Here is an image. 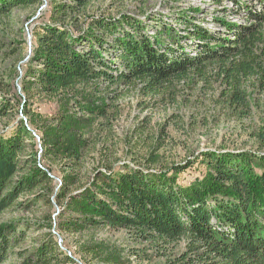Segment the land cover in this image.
<instances>
[{
	"label": "trees",
	"instance_id": "16d2710c",
	"mask_svg": "<svg viewBox=\"0 0 264 264\" xmlns=\"http://www.w3.org/2000/svg\"><path fill=\"white\" fill-rule=\"evenodd\" d=\"M40 1L0 0V17ZM95 1L56 3L55 25L37 33L21 89L26 103L34 93L57 104V110L52 117L26 111L29 126L21 122L10 135L0 134V215L23 206V196L49 186L50 198L61 207L62 233L124 229L165 252L183 245L180 253H163L165 264H264V121L251 134L256 152H206L200 160L164 170L132 168L117 164L116 157L108 159L106 146L99 149L98 139L112 119L110 105L97 97L100 83L140 85L146 97H174L177 85L192 82L217 94L214 102L240 123L250 119L264 100V0H254L259 9L249 6L252 0H232L246 13V25L220 21L223 36L196 25L190 13L179 16L177 24L194 38L198 53L193 57L179 52L184 46L173 28L162 26L151 41L142 21L133 17L98 19L84 33L56 25L68 19L76 25L73 18ZM95 30L124 35L107 47ZM82 42L88 48L77 50ZM110 48L120 51L118 62L103 56ZM7 114V103L0 101V117ZM30 127L39 132L43 158L60 173L59 188L51 166L32 163L36 155L32 161L24 159L27 141H35ZM92 153L101 158L92 157L96 163L88 169ZM160 158L151 154L147 162L154 166ZM196 163L205 168L202 174L181 182L180 176ZM54 224L49 218L48 227ZM20 232L15 223L0 225V264L14 252ZM53 237L50 232L30 255L20 253L23 264H76ZM85 250L97 253V247Z\"/></svg>",
	"mask_w": 264,
	"mask_h": 264
},
{
	"label": "rangeland",
	"instance_id": "374dc122",
	"mask_svg": "<svg viewBox=\"0 0 264 264\" xmlns=\"http://www.w3.org/2000/svg\"><path fill=\"white\" fill-rule=\"evenodd\" d=\"M62 2L70 3V0H41L34 6L16 9L11 14L0 17V101L8 105V114L0 117V134L10 135L21 122L29 126L26 111L52 117L57 110V104L34 93H31L30 102L26 103L21 84L33 47L37 43V33L45 25H55L52 21V7ZM252 5L259 8V3L254 0L249 6ZM193 9L199 11L193 12ZM234 9L232 0H222L220 3L214 0H97L86 11L77 14L76 19L73 18L76 25L70 19L56 25L64 23L71 31L80 30L84 33L92 21L100 19L110 22L128 16L142 21L145 27L143 32L151 41H154L162 26L173 28L180 35L178 43L191 51V44L187 40L188 30L176 22L179 16L190 13L188 16L194 17L192 21L196 25L219 31L220 21H235L231 17V10ZM125 30L130 32L129 28ZM95 34L104 37L107 47L108 44L112 45L115 37L124 35L120 31L112 35L103 30H95ZM88 45L82 42L76 49L82 50L88 48ZM93 46L99 50L97 44ZM110 49L103 56L109 63L118 62L120 51ZM117 74L119 73L114 72V75ZM193 85L192 82L189 85H177L174 97H146L140 85L137 88L123 84L109 87L106 83H100L101 92L97 93V97L103 98L110 105L109 116L112 120L107 124V131L98 139L102 144L99 149L104 150L103 147L106 146L108 150L104 151V155L107 153L108 159L118 158L119 165L127 164L132 168L150 170L185 165L189 161L200 160L206 152H256L257 144H254L251 134L264 121V100H261L259 111L255 110L253 117L240 123L219 105L217 99L214 102V95L217 97V94L204 91L200 85ZM103 122L107 123L106 120ZM31 129L35 141H27L24 159L32 161L36 155L37 162L33 160L32 163H38L41 167L51 166L50 175L54 179V185L59 188L60 173L43 158L39 132ZM154 153L161 158L158 164L152 166L147 160ZM94 156L101 158L92 153L88 157V169L96 163L92 158ZM203 170L205 168L196 163L180 176L181 182L186 184L193 181ZM43 189L44 192L35 190L33 194L23 196L19 200L23 206L16 205L0 215V225L15 223L21 231L20 241L4 264H23L20 253L25 252V256L32 254L48 238L50 232L60 251L66 252L76 264L166 263V257H162L164 250L138 239L136 234L124 229L98 228L79 234L62 233L58 228L61 207L54 198H50L49 186ZM49 218L55 221L51 229L48 227ZM89 247H97V253L85 250ZM182 248L183 245H179L176 250L170 249L165 253L169 257L174 252L180 253Z\"/></svg>",
	"mask_w": 264,
	"mask_h": 264
},
{
	"label": "built area",
	"instance_id": "2783aa9c",
	"mask_svg": "<svg viewBox=\"0 0 264 264\" xmlns=\"http://www.w3.org/2000/svg\"><path fill=\"white\" fill-rule=\"evenodd\" d=\"M203 0H201V2H202ZM241 3H240V6L243 4V1H240ZM232 3H234V2H232ZM252 2H250V4H251ZM249 4V5H250ZM234 6H235V9L234 10H231L232 11V20H235L234 22H231V21H227V22H230V23H232V24H237V25H246V19H245V16H246V13L245 12H243V11H241V8L236 4V3H234ZM256 6V5H255ZM257 7V6H256ZM259 8H260V6H259ZM258 8V9H259ZM218 27H220L219 28V31H215V30H212V29H208L207 27H205L206 29H208L210 32H212V33H215V34H220V35H224V33L226 32V30H225V28L222 26V24L220 23V25H218ZM125 28H128V27H125ZM189 39H187V40H189V42H190V50L191 51H188V49H185L184 48V51H183V49H180L179 50V52H181V53H183L184 52V54H186V55H188V56H196L197 55V53H198V50L196 49V47H195V44H194V38L193 39H191L190 38V36L188 37Z\"/></svg>",
	"mask_w": 264,
	"mask_h": 264
}]
</instances>
